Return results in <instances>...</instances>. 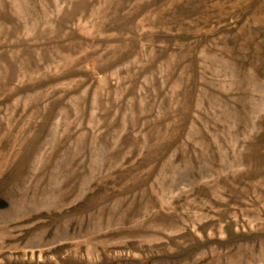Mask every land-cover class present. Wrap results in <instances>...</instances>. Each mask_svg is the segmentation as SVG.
Wrapping results in <instances>:
<instances>
[{
    "label": "rangeland",
    "instance_id": "obj_1",
    "mask_svg": "<svg viewBox=\"0 0 264 264\" xmlns=\"http://www.w3.org/2000/svg\"><path fill=\"white\" fill-rule=\"evenodd\" d=\"M0 264H264V0H0Z\"/></svg>",
    "mask_w": 264,
    "mask_h": 264
}]
</instances>
